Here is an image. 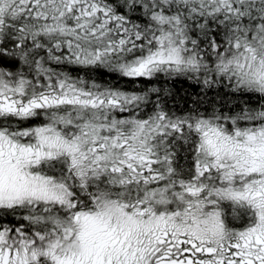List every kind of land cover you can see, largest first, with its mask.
<instances>
[{
  "label": "snow or ice",
  "instance_id": "snow-or-ice-1",
  "mask_svg": "<svg viewBox=\"0 0 264 264\" xmlns=\"http://www.w3.org/2000/svg\"><path fill=\"white\" fill-rule=\"evenodd\" d=\"M0 264H264V0H0Z\"/></svg>",
  "mask_w": 264,
  "mask_h": 264
}]
</instances>
